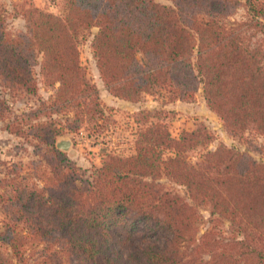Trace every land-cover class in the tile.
I'll use <instances>...</instances> for the list:
<instances>
[{
  "label": "trees",
  "instance_id": "16d2710c",
  "mask_svg": "<svg viewBox=\"0 0 264 264\" xmlns=\"http://www.w3.org/2000/svg\"><path fill=\"white\" fill-rule=\"evenodd\" d=\"M60 1L59 14L25 8L18 31L0 5L1 92L35 95L37 65L44 84L57 85L49 103L5 125L32 145L44 175L39 187L17 186V168L6 174L0 248L19 264H264L263 162L219 146L194 164L188 153L212 141L203 127L174 138L163 118L141 113L133 153H108L82 180L55 147L51 119L66 115L74 133L84 124L100 133L109 121L80 63L79 39L96 28L93 57L112 97L191 103L201 90L228 135L264 137V0ZM201 208L228 222L229 235L211 228L198 237Z\"/></svg>",
  "mask_w": 264,
  "mask_h": 264
},
{
  "label": "rangeland",
  "instance_id": "374dc122",
  "mask_svg": "<svg viewBox=\"0 0 264 264\" xmlns=\"http://www.w3.org/2000/svg\"><path fill=\"white\" fill-rule=\"evenodd\" d=\"M0 0V5L8 12L6 21L7 28L11 31L24 29V21L20 17L22 11L30 5L44 9L53 14H59L61 8L60 0ZM163 5H170L165 0H156ZM244 16V10L240 8L233 19L239 20ZM96 28L84 32L79 39L80 63L85 70L87 79L97 88L103 111L109 118L100 129V133L94 131L90 124H84L78 132H70L64 129L63 125L68 118L66 115H52L54 129L58 130L55 144L60 141H67L70 147L67 150H60L66 155L70 162L77 168L82 180H89L96 168H99L105 155L108 153L119 157H127L133 153L135 133L137 131L136 121L145 113L150 120L156 121L163 118L174 138H178L183 132H190L199 127L212 136L206 146L197 147L188 153V158L194 164L200 160V155L206 151H214L219 146L236 149L247 154L256 161L264 163V137L245 134L242 136H230L225 131L222 122L206 107L201 90L196 93L195 100L191 103L170 101L164 94L142 95L136 102H126L112 97L105 89L96 63L93 57L91 42ZM39 66L34 68V75L37 81V92L35 95L16 93L11 98L8 94L2 93L0 89V193L6 187V174L10 171L18 173L14 178L18 184H36L42 177L43 169L39 167V159L35 155L32 145L23 139L15 136L5 125L12 119L21 117L31 109L37 108L41 102L49 103L55 87L45 85L38 74ZM40 122H48L47 118H41ZM33 123V122H32ZM101 123V122H100ZM33 142V141H32ZM166 188H173L177 194L185 196L183 188L172 185L166 179L159 181ZM1 207V205H0ZM1 210V208H0ZM201 219L199 222L198 237L208 229H215L223 236H228L231 229L228 222L210 215L206 208L200 209ZM0 213V227L3 223ZM140 229V228H139ZM32 248V247H31ZM31 248L28 251H31ZM28 254V252H27ZM0 257L11 258L12 263L19 264L11 257L10 252L0 248ZM76 264L73 258H65L63 264ZM49 263L59 264L50 260ZM61 264V263H60Z\"/></svg>",
  "mask_w": 264,
  "mask_h": 264
},
{
  "label": "water",
  "instance_id": "95a60500",
  "mask_svg": "<svg viewBox=\"0 0 264 264\" xmlns=\"http://www.w3.org/2000/svg\"><path fill=\"white\" fill-rule=\"evenodd\" d=\"M55 147L60 150H67L70 147V143L67 141H60L59 143L55 144Z\"/></svg>",
  "mask_w": 264,
  "mask_h": 264
}]
</instances>
